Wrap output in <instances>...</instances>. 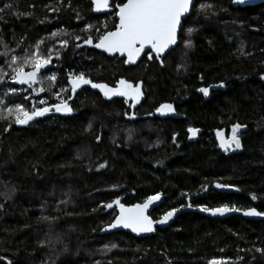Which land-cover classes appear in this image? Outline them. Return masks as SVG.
I'll list each match as a JSON object with an SVG mask.
<instances>
[{
  "label": "trees",
  "instance_id": "trees-1",
  "mask_svg": "<svg viewBox=\"0 0 264 264\" xmlns=\"http://www.w3.org/2000/svg\"><path fill=\"white\" fill-rule=\"evenodd\" d=\"M0 9V39L9 55L11 49L16 55L35 50L41 38L42 52L60 51V59L53 57V67L42 73L54 72L57 79L46 80L38 96L11 83V68L0 55V74H9L0 83V109L58 103L54 93L61 87L68 89L61 96L73 109L28 125L12 122L7 132L14 118L0 119V264H207L213 257L264 264V255L255 251L264 249V221L238 216L213 220L185 212L151 237L100 235L116 215L102 204L117 198L129 206L160 193L163 202L149 214L153 220L189 204L264 212V3L232 8L230 0H197L183 21L185 30L195 29L192 46L185 48L189 37L182 30L163 66L145 55L129 68L93 49L95 37L114 30L115 11L96 14L90 0H0ZM88 24L90 32L84 31ZM60 28L71 35L51 38ZM77 35L81 40L73 39ZM88 36L92 45L83 43ZM61 38L70 41L67 48H60ZM69 73L112 87L121 79L139 84L141 99L134 106L126 98L105 101L88 88L68 99ZM210 86L215 90L208 100L196 93ZM13 87L16 94L7 91ZM41 99L47 104L40 105ZM165 103L174 104L175 118L154 117ZM237 123L244 125L241 148L224 154L216 149L213 131ZM189 128L198 131L193 136ZM214 183L235 191L217 192ZM112 244L117 247L107 251Z\"/></svg>",
  "mask_w": 264,
  "mask_h": 264
},
{
  "label": "snow or ice",
  "instance_id": "snow-or-ice-1",
  "mask_svg": "<svg viewBox=\"0 0 264 264\" xmlns=\"http://www.w3.org/2000/svg\"><path fill=\"white\" fill-rule=\"evenodd\" d=\"M192 0H92L94 6L93 10L100 12L111 10L114 6L116 11L114 15L118 18V22L114 25V30H107L103 34H99L95 39L97 42L93 45L97 49H102L104 52L109 54H119L120 56H126L124 63L135 64L138 58L144 53L148 60H156L161 66L165 62V54L173 46L177 45L178 33L180 31H186V35L189 37L184 41L185 48H190L192 46V41L190 39L191 34L195 31L194 28H183L182 18L186 17V14L190 11V4ZM243 2V0H240ZM70 3V0H69ZM5 8H11L10 4H5ZM59 7L52 8V11L59 12ZM3 9H0L2 12ZM31 15V13H27ZM47 19V17H45ZM77 19H79V14L77 13ZM44 20H40L39 23H44ZM93 25H86L84 31L90 32ZM71 34L65 29L60 28L58 30L52 31L50 33L51 38L56 37H68ZM74 40H81L80 36H74ZM69 40L66 38H61L59 40V45L61 49L67 48L69 45ZM44 43V39L41 38L40 41L36 43L33 51L25 49L22 55H16L15 49H11V55H9L8 45L0 39V44L3 45L5 51L0 53L5 57V63L11 68L10 81L13 84L25 85L27 86L24 91L31 89L33 93L37 96L39 93L44 92L46 89L43 87L45 80L55 81L57 79V74L54 72H48L46 76H43L41 70H47V66L52 63L53 57L56 60L60 59V51L53 48H49L47 52H42L40 45ZM84 44H93V37L88 36L83 40ZM79 43L74 44V47H80ZM145 49H150V51L145 52ZM154 54V55H153ZM184 67L183 64L178 66V70ZM28 68L29 70H25ZM9 75L8 73L0 74V83L5 82L3 77ZM264 79V75L261 76ZM68 82L71 85L70 91L75 93L81 85H91L94 89H99L106 98L111 99L113 96L125 97V102L127 103L130 99L132 101V106L139 102L142 95L140 85L136 84L135 87L128 81L121 79L116 87H109L104 83H94L89 79L84 73H69ZM39 85V87H34ZM224 87L223 82L219 85ZM9 91L11 94H16L19 90L15 87L11 88ZM68 91L61 87L59 91L55 92L54 95L58 103L48 105V106H36L33 105L31 108H26L20 103H15L13 106H6L0 109V119H8L13 117L14 119L9 122L8 127L4 131H9L12 122L16 125H28L30 121H33L37 117H43L45 114L54 110L57 113L68 114L73 111L72 107L68 104L67 99L61 96V92ZM205 96L209 95L208 87H201L198 89ZM71 97H68L70 99ZM25 100L28 96L24 97ZM5 102L0 100V105H4ZM40 105H46L47 101L41 99L39 101ZM157 112L163 113V111H173V106L171 104L161 105L156 109ZM127 115V114H126ZM89 128L92 124L89 123ZM244 127V125L237 123L232 126V135L228 140L221 138L220 133H217V137L220 140V148L228 150L233 146L236 149L241 148V140L237 132L239 129ZM188 131L194 136L197 129L189 128ZM131 132V130H129ZM131 138V136H129ZM101 139L100 135L96 136L97 142ZM175 139V138H174ZM100 168L105 167L104 163L99 164ZM217 188H227L229 185L216 184ZM15 188L11 189L14 193ZM160 193L148 196L142 204H135L130 207H126L125 204L121 203L120 199H114L109 203L102 204L105 209H112L113 205L119 208V214L114 216V219L108 223L102 231H107L109 229L124 228L130 229L133 233H151L154 231V224H166L169 219L172 218L177 209H171L161 216L158 220H153L147 214L150 205L153 202L160 200ZM10 198V197H6ZM252 199L255 200L256 196L253 195ZM61 203H66V201H61ZM188 207H192L191 204ZM3 205L0 204V209ZM202 212H210L212 215L220 214L223 215L229 211H237L234 207H228L227 205L216 207V208H206L201 207ZM95 211V209H94ZM246 216H264V212L257 211L255 208H250L244 212ZM44 220H55V217L44 216ZM42 244L44 242H41ZM116 244H112L110 247L105 246L107 251H111L116 248ZM244 251V249H239ZM221 251H223L221 249ZM256 252L264 255V249L257 247ZM3 259V257H0ZM232 258H217L213 257L207 261V264H229ZM243 257H238L237 260H242ZM11 264V261H9ZM96 264H100L99 261ZM111 264V262H109ZM169 264L171 262L169 261Z\"/></svg>",
  "mask_w": 264,
  "mask_h": 264
},
{
  "label": "water",
  "instance_id": "water-1",
  "mask_svg": "<svg viewBox=\"0 0 264 264\" xmlns=\"http://www.w3.org/2000/svg\"><path fill=\"white\" fill-rule=\"evenodd\" d=\"M197 0H192L191 4H190V11L188 14H186V17L185 18H182V23L183 21L190 16L191 14V11H192V8H193V5L194 3L196 2ZM91 2V5L92 7L94 8L93 4H92V0H90ZM110 3H111V0H110ZM264 3V0H243V2H240V0H230V5L232 8H245V7H252V6H257V5H260V4H263ZM94 11V10H93ZM113 11H116V9L114 7L111 8V10H106V11H100V12H97V11H94L96 14H99V15H108V14H111ZM117 19V22H118V18L116 17ZM181 32V31H180ZM180 32L178 33V41H177V45L179 43V36H180ZM95 44V43H94ZM93 44V45H94ZM173 46V49L176 48V46ZM93 49L95 51H97L98 53H101L103 55H105L106 57L108 58H113V57H116L118 60H123V62L126 60V56H120L119 54H109V53H106L104 52L102 49H97L93 46ZM173 49H170L168 52H166V54H168L170 51H172ZM150 51V49H145V52H148ZM165 54V55H166ZM154 55V54H153ZM145 56L144 53L141 54V56L138 58L137 62L135 64H126L124 63V66L129 68V67H135L139 64V62L143 59V57ZM53 67L52 63L49 64L47 66V70H50L51 68ZM46 71L45 70H41V73H45ZM67 83H68V87L69 89H71V85L69 84L68 80H67ZM94 83H101V82H94ZM13 84V83H12ZM14 86H17V87H27L25 85H17V84H13ZM109 86V85H108ZM109 87H112V86H109ZM91 89L93 91H95L102 99H104L105 101H109V100H114V99H117V98H125V97H122V96H113L111 97V99L109 98H106L103 93L99 90V89H94L91 87V85H81L80 88H78L76 90L75 93H72L70 91V97L71 99H74L76 97L77 94H79L83 89ZM209 88V95L208 96H204V98L207 100L209 99V96H210V93L215 90V88H213L212 86L208 87ZM165 104H171V103H165ZM165 104H162V105H165ZM173 106V111L169 112V111H163V113L161 112H157L156 110L154 111V117L158 118V119H172L175 117V114H176V111H175V106L174 104H171ZM161 106V105H160ZM159 106V107H160ZM158 107V108H159ZM220 133V136L221 138L225 139V140H228L226 138V133H227V130L225 128L223 129H217V130H214L213 131V137H214V140L215 142L217 143V149L220 150L221 152H225L226 150L224 149H221L219 144H220V140L218 139L217 137V133ZM216 184L218 183H214L212 185V188L217 191V192H234L235 191V188L233 187H227V188H217L216 187ZM121 201V200H120ZM144 202V201H143ZM142 202V203H143ZM163 202V196L161 195L160 196V200L158 201H155L153 202L152 205H150L149 209H148V212L147 214L149 215L154 209H156L161 203ZM122 203V201H121ZM142 203H136V204H142ZM135 205V204H133ZM126 207H130L132 205H125ZM113 208L115 209L116 211V215L119 214V208L115 205H113ZM248 210V209H247ZM247 210H237V211H229V212H226L224 213L223 215H220V214H216V215H212L210 212H202L200 210V208H194V207H186V208H183V209H179L177 210L174 215L172 216L171 219H169L167 221L166 224H154L153 225V228H154V231L151 232V233H140V234H136V233H133L130 229H124V228H117V229H109L107 231H102L100 230V235H108V234H113V233H118V232H125L127 234H130L131 236L135 237V238H147V237H151L153 236L155 233H156V230L157 229H165L167 227H169L174 221L175 219L185 213V212H195V213H198L204 217H207V218H210V219H213V220H223V219H227V218H230L232 216H238V217H242L243 219L245 220H253V221H264V216H246L244 215V212L247 211ZM150 216V215H149ZM163 216V215H162ZM151 218V217H150ZM155 221V220H154ZM104 228V227H103ZM102 228V229H103Z\"/></svg>",
  "mask_w": 264,
  "mask_h": 264
},
{
  "label": "flooded vegetation",
  "instance_id": "flooded-vegetation-1",
  "mask_svg": "<svg viewBox=\"0 0 264 264\" xmlns=\"http://www.w3.org/2000/svg\"><path fill=\"white\" fill-rule=\"evenodd\" d=\"M196 93L197 94H199L201 97H203V99H205L204 98V96H203V93H201L200 91H198V89L196 90ZM210 95H211V93H210ZM209 98H210V96H209ZM140 99H141V97H140ZM130 100V99H129ZM206 100V99H205ZM208 100V99H207ZM131 101V100H130ZM140 101V100H139ZM132 102V101H131ZM176 111V110H175ZM176 115L177 114H175V117H176ZM174 117V118H175ZM173 119V118H172ZM239 132H240V130L237 132V135L239 134ZM191 134V133H190ZM192 135V134H191ZM231 135H232V128L230 129V130H228L227 131V133H226V138L227 139H229L230 137H231ZM216 149H217V143H216ZM239 149H236L234 146L232 147V148H230V149H228V150H226L225 152H222V153H224V154H227V155H229V154H232V153H235V152H237ZM220 151V150H219Z\"/></svg>",
  "mask_w": 264,
  "mask_h": 264
},
{
  "label": "rangeland",
  "instance_id": "rangeland-1",
  "mask_svg": "<svg viewBox=\"0 0 264 264\" xmlns=\"http://www.w3.org/2000/svg\"><path fill=\"white\" fill-rule=\"evenodd\" d=\"M46 81V80H45ZM34 87H39V85H36V86H34ZM42 93V92H41ZM40 94V93H39ZM50 114H62V115H66V114H64V113H57V112H55L54 110H52V111H50L49 113H47V114H45V116L46 115H50Z\"/></svg>",
  "mask_w": 264,
  "mask_h": 264
},
{
  "label": "bare ground",
  "instance_id": "bare-ground-1",
  "mask_svg": "<svg viewBox=\"0 0 264 264\" xmlns=\"http://www.w3.org/2000/svg\"><path fill=\"white\" fill-rule=\"evenodd\" d=\"M26 88V87H25ZM70 90V89H69ZM238 210V209H237ZM247 210V209H246ZM242 211H244V210H242Z\"/></svg>",
  "mask_w": 264,
  "mask_h": 264
}]
</instances>
